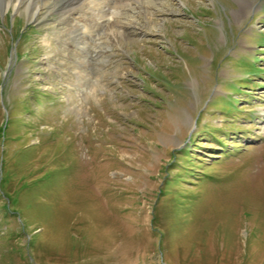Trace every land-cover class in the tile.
<instances>
[{"label":"rangeland","instance_id":"rangeland-1","mask_svg":"<svg viewBox=\"0 0 264 264\" xmlns=\"http://www.w3.org/2000/svg\"><path fill=\"white\" fill-rule=\"evenodd\" d=\"M128 3L0 6V264H264V0Z\"/></svg>","mask_w":264,"mask_h":264},{"label":"bare ground","instance_id":"bare-ground-1","mask_svg":"<svg viewBox=\"0 0 264 264\" xmlns=\"http://www.w3.org/2000/svg\"><path fill=\"white\" fill-rule=\"evenodd\" d=\"M110 1L115 2L112 7L109 8L107 5H104ZM129 1L130 0H65L61 2V0H0V6L2 10H7L9 8L16 13L23 8L28 19L33 22L38 21L39 16L46 15V11H44L46 8L47 11L48 9L58 10L63 19L62 23L67 27V30H65L67 34H74V37L79 41H85L84 43L77 42L75 47L80 48V51L83 50L85 53L88 52L87 54H90V52L87 51L88 49L86 50V48H88L87 46L93 45L92 42L96 43L102 40L99 28L105 29L106 32L110 33V36L109 34L105 35L107 39L118 34L116 33L118 29L114 30V28L119 24V14L122 11L120 7L124 8L128 6ZM129 7L131 8L130 4ZM146 15L149 16L151 14L147 12ZM65 31L59 30L58 32L65 33ZM74 56L78 55L74 53Z\"/></svg>","mask_w":264,"mask_h":264}]
</instances>
